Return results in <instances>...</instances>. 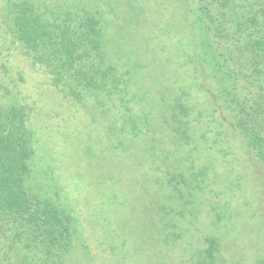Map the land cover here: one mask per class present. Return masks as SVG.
I'll return each mask as SVG.
<instances>
[{
    "label": "trees",
    "instance_id": "1",
    "mask_svg": "<svg viewBox=\"0 0 264 264\" xmlns=\"http://www.w3.org/2000/svg\"><path fill=\"white\" fill-rule=\"evenodd\" d=\"M213 12L208 11L206 17L215 22L218 19ZM71 14L49 20L34 14L27 1L3 0L0 3V27H11L20 49L31 58L30 64L49 76L47 83L50 86L45 89L50 93L56 90L57 95L51 93V98L46 101V94L37 93L45 86L41 81L35 83L30 98L20 99L15 85L6 90L7 76L0 74V264H64L68 258L73 264H96L89 249L91 243L83 237L85 231L80 233L84 227L75 214L66 213L55 201L42 198L33 191V188L50 191L54 182L62 183L59 179L61 171L68 175L66 170L57 169V159L47 158L50 151L60 153L61 158L74 167L73 172L80 162V188L72 183L74 190L78 189L84 197L93 196L90 200L97 202V208L90 215L93 217L91 225L98 227L101 239H105L102 244L108 246L104 260L98 264H182L183 261V264H197L195 260H199L202 249L197 247L193 231L188 229L193 226L194 219L184 206H193L197 202L200 196L197 191L202 193L208 180H216L229 199L239 200L246 194L242 189L251 186L256 177L251 172L247 178L243 177L239 168L227 166V161L220 158H215L219 166L211 158L207 167H197L196 161L206 158L203 147L211 137L204 129L194 132L193 122L205 126L200 120L203 112L193 105L185 88L194 85L188 84L198 83L200 87H207L208 99L216 101L217 96L210 89L209 78L213 73L210 64L224 58L231 64L241 61L243 71L248 69L245 66H250L256 76L253 80L257 78L258 85L264 90L260 82L264 73V43L244 41L237 45L234 41H240L235 33L227 34L225 24L213 27L215 43L208 42L203 37L204 32L194 31L191 27L187 29L184 25L179 27V35L172 37V41L148 43L141 41L143 37L151 38V30L146 29L132 36L131 43L139 50L138 63L118 67L106 59L99 19L89 16L87 11L82 16ZM221 16L227 17L226 12L217 17ZM72 17L76 22L71 21ZM181 20L182 23L189 22L190 18L184 16ZM208 29L211 30L209 25ZM166 34L162 35H171ZM157 35L154 32L152 37L156 39ZM83 92L88 96L101 93L99 104L116 111V118L122 119L118 130L131 139L132 148L120 143L123 152L110 151L109 161L94 139L90 140L91 145H80V156L69 152L72 151V140L67 141L68 133H58L48 126L54 125L51 119L62 101L77 98ZM232 100L237 129L264 146V95L244 102ZM38 128L43 130L41 134L46 138L42 136L43 141H50L49 137L53 135L61 138L51 140L55 141L52 147H44ZM72 135L78 136L75 132ZM152 140L168 149L173 148L170 150L176 153L175 158L165 152L161 160L148 165L145 152L140 153L143 152L140 150H146ZM246 146L252 152L250 144ZM211 147L215 148V156L217 152L224 157L223 146L218 149L212 144ZM245 150L242 151L247 156L242 157L245 164H239L255 167L256 162ZM125 182L138 187L130 195L125 189L127 208L116 203L117 189L120 191L117 187L125 186ZM106 185L108 187H104ZM134 198H141L136 207L131 203ZM121 210L125 212L119 217L116 211ZM209 210L214 212V220L204 217L198 223L202 234L208 232L209 227L217 231L220 227L225 229V223L217 224L223 221V214L213 207L207 212ZM116 217L118 221L113 219ZM115 234L125 235L120 236L125 242L118 245ZM134 234L136 238L132 236ZM209 234L204 235L206 247L209 246L207 258L202 260L204 264L219 261L215 250L218 238ZM184 236L191 240L183 249L187 262L182 256L169 253ZM130 242L134 243L132 250L122 252V247L126 249Z\"/></svg>",
    "mask_w": 264,
    "mask_h": 264
},
{
    "label": "rangeland",
    "instance_id": "2",
    "mask_svg": "<svg viewBox=\"0 0 264 264\" xmlns=\"http://www.w3.org/2000/svg\"><path fill=\"white\" fill-rule=\"evenodd\" d=\"M2 1L3 0H1L0 3H2ZM13 1H27L32 5L34 14L49 20L58 16L62 17L63 14L66 13H72L71 15L79 14L82 16L81 14L84 11H87L89 16H96L100 21L102 30L101 40L103 42L104 52H106V59L112 60L111 63L118 67H127L135 64V62L138 63L137 61L139 58L136 57L139 50L134 49L131 43L132 36L134 33L137 36L138 31L143 33L146 29L151 30V38L143 37L141 41H147L148 43L152 41H172V37L179 35L178 30L181 25L187 26V29L191 27L194 31L200 30L202 33L204 32L205 35H203V37L208 42L215 43L217 40L213 38V27L219 24H225L227 34L232 35V33H235L236 39L238 38L240 41H234L237 45L243 44L244 41H251V43H260L261 41L264 43V0H12V2ZM210 10L214 11L213 14L218 19L217 21L212 22L207 19L206 15ZM223 12H226L227 17H217ZM184 16H189L190 21L182 23L181 19ZM71 21L76 22L73 17ZM224 21L230 22L225 23ZM208 25L211 30L208 29ZM154 32L158 33L156 39L152 37ZM165 32L171 35L166 37L164 36ZM140 43L143 44V42ZM20 47L11 27L9 25H1L0 74L1 76H7L5 82L8 89L6 90H10L14 87L13 85H15V92L19 94L20 99L24 97L30 98L32 94L30 92L33 90L35 83L43 81L45 86L43 89L37 91V93L42 92L43 96L46 94V101L51 98V93L57 96L55 94L56 90L50 93V91L45 89L50 86L47 83V79L49 78V76L46 75L47 73L45 74L40 68H34L30 64L31 58L27 56ZM239 62L241 61H235L234 64H231L225 61L224 58H218L216 63L210 64V68L213 72L211 74L212 78H209L212 82L210 89L214 96H217L216 101L209 100L206 93L208 92L207 87H200L198 83L188 84V86L194 85L185 88L186 92L189 93L188 95H190L193 100V105L203 112L200 120L205 123V126L202 127V123L197 124V122H193L194 132L204 129V131H208L206 135L211 137L203 147L206 158L205 160L196 161L197 167H207L212 162L211 158L215 160L214 164L219 166L218 162H216L218 160L215 158H220L222 161H227V166L239 168L243 177L245 176L247 178L249 172L256 177V179H253L254 182L251 183V186H245L242 189V192L246 194L241 195L239 200H234L233 197L229 199V195H226V192H224L225 190H221L216 180H208L203 187L205 190L202 193L197 191L198 194H200V196L197 197V202H195L193 206H184V209H188L189 215L193 216L194 219L192 223L193 226L188 229L191 232L193 231L197 247L202 249L199 260L198 258L195 260L197 264V261H200V264H204L202 260H206L207 258L209 246L208 248L206 247L207 244L204 242V235L208 232L210 233L209 235L213 236L215 234L218 238L217 245L215 244L217 246L215 250L218 252L219 261L213 264H264V146L260 141L254 140V138L246 136L245 134L242 135L237 129V116L236 111L233 109L235 104L232 100L235 99L244 102L258 99L259 95H264V90L258 85L259 80L257 78L253 80V78L256 77L253 74L254 70L250 66H245L248 67V69L243 71V63ZM261 78L260 82L264 85V73ZM61 82H63V78H61ZM83 94L85 96L80 98ZM83 94L69 101H62L63 104L58 107L57 112L53 114L51 119L54 125L48 126L50 130H55L58 133L60 131H63L64 134L68 133L67 141L70 142L72 140V151L70 149L69 152L73 155L76 154L80 156V145L83 143L91 145L90 140L93 141L94 139L97 148L103 149L109 161L111 158L109 154L110 151L116 154L123 152L120 143L126 144L128 148H132L131 143L133 144V142L131 139L128 140L126 133H120L118 130L120 129L119 126L121 125L122 119L119 120L116 118L115 110L106 109L104 105L99 104L102 99L101 93H92V95L89 96L88 93L86 94L83 92ZM59 100L61 101L62 98L60 97ZM73 131L75 134H78V136L72 135L74 134ZM42 132L43 130L38 128L37 133L44 147L47 145H50L48 147H52V144L60 137L59 135H53L49 137L50 141L48 140L46 142L43 141L44 136L41 134ZM44 139L46 138L44 137ZM212 140H215V142L213 143ZM124 141L127 142L122 143ZM149 143L146 150H140L143 151L140 153L145 152L144 158H146L148 165L161 160L165 152L171 155V158L176 155L174 150H170L173 148L168 149L165 145H159L156 140H152ZM198 143L202 144V142L199 141ZM212 144L218 147V149L220 146L224 147V152L222 153L224 157H222L221 153L217 155V152L216 156L214 155L215 148L211 147ZM246 144H250L252 152L247 148ZM243 149H246L245 153L251 154V157L257 164L255 167L246 168L242 157L246 158L247 156L242 152ZM50 152L52 153H48L47 158L51 160L57 159L58 163H55L57 169L66 170L68 175L66 176V173L64 174V171H61L59 179L62 183L54 182L50 191L43 192L37 188H33V191L42 198L45 197L55 201L58 207L66 213L73 212V214H75L76 218L80 220L81 225L84 227V230L82 229L80 233H83V231L86 232L83 237L91 243L89 249H91V254L94 255V262L98 264L97 262H102L104 260L107 254L105 249L108 246L102 244V241H105V239H101L100 233L97 232L98 227L91 225L93 217L90 215L92 211L97 208V202L90 200L93 199V196L89 195L88 197H84L80 194L78 189L74 190V185L72 183L78 185L77 188H80V162L77 170L73 172L74 167L69 166V162L61 158L60 153L54 151ZM229 158L231 160H228ZM239 159L242 160L239 161ZM244 160L246 161V159ZM242 162L244 166L241 167L239 163ZM152 165L155 166V164ZM221 167L225 166L222 165ZM147 171L145 173H147ZM142 177L145 179V174H143ZM75 178L78 180L77 182ZM33 183L31 185H34ZM240 184L241 183H239V185ZM104 187H108V185ZM112 188L114 187L112 186ZM117 188H119L121 192L117 189L116 193L119 197L116 198V203L120 207L123 206L127 208L128 194L130 195V193L135 191L138 187L126 183L125 186ZM125 189L128 194L125 192ZM102 191V189L99 191L101 195ZM250 192L254 194L251 196V194H249ZM236 194L237 192H235V196ZM95 199H97V197ZM140 201L141 198H134L131 203L133 207H136V205L140 204ZM209 207H213L217 212L223 214V221L217 224L223 225V223H225V229L220 227L217 231L215 228L209 227L208 232L202 234V227L199 226L198 223H201L207 218L209 221L214 220V212L210 210L207 212ZM124 212V210L116 211V214L121 217ZM113 219L118 221L117 217ZM120 236L125 235L115 234L114 236L118 245L125 242ZM132 236L136 238V234ZM187 237L188 236H184L180 241L181 243L175 244L169 251V253L174 256H182L186 262L185 256L187 254L183 249L186 242L191 241L188 240ZM131 244L134 243L130 242V245L126 249L122 247L121 251H131ZM145 261L147 262V260ZM142 263L146 264L145 262ZM183 263L184 261L182 264ZM64 264H73V260L68 258V260L64 261Z\"/></svg>",
    "mask_w": 264,
    "mask_h": 264
}]
</instances>
